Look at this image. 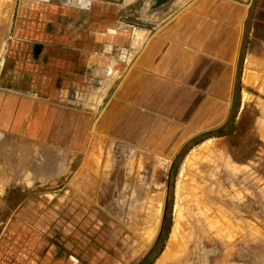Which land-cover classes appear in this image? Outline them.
Instances as JSON below:
<instances>
[{
	"label": "crops",
	"instance_id": "crops-1",
	"mask_svg": "<svg viewBox=\"0 0 264 264\" xmlns=\"http://www.w3.org/2000/svg\"><path fill=\"white\" fill-rule=\"evenodd\" d=\"M176 1L0 0V264H71L54 247L79 261L102 197L93 172L87 183L68 162H84L114 123L175 156V138L210 137L227 121L243 0ZM214 94L227 103L215 121Z\"/></svg>",
	"mask_w": 264,
	"mask_h": 264
},
{
	"label": "rangeland",
	"instance_id": "rangeland-1",
	"mask_svg": "<svg viewBox=\"0 0 264 264\" xmlns=\"http://www.w3.org/2000/svg\"><path fill=\"white\" fill-rule=\"evenodd\" d=\"M186 3L177 0L175 7ZM243 3L236 79L219 132L175 138L183 144L175 156L150 151L146 140L127 139L123 122L94 135L92 154L84 162L82 155L70 159L68 168L70 173L83 166L87 183L92 181L87 170L93 172L102 197L100 216L86 215L84 235L78 238L86 249L79 261L73 259L76 252L55 247L52 258L70 255L71 264H264V58L258 57L264 54V0ZM215 96L214 121L227 104ZM55 178H62L59 169ZM107 206L116 219L108 217ZM171 230L176 243L168 247Z\"/></svg>",
	"mask_w": 264,
	"mask_h": 264
},
{
	"label": "bare ground",
	"instance_id": "bare-ground-1",
	"mask_svg": "<svg viewBox=\"0 0 264 264\" xmlns=\"http://www.w3.org/2000/svg\"><path fill=\"white\" fill-rule=\"evenodd\" d=\"M264 94V93H263ZM149 100V99H148ZM153 101V100H152ZM142 105V104H141ZM147 105H148V103H147ZM138 109V108H137ZM154 109V108H153ZM142 113V112H141ZM147 113V112H146ZM144 114V113H143ZM148 115V114H147ZM132 117V116H131ZM158 141V140H157ZM205 145V144H204ZM201 146V145H200ZM206 146V145H205ZM203 149V148H202ZM193 152V151H192ZM196 152H197V150H196ZM194 154V153H193ZM200 154H202V153H200ZM192 156V155H191ZM194 156V155H193ZM203 156V155H202ZM188 158L190 157V155L188 154V156H187ZM186 157V158H187ZM196 157V156H195ZM186 158H185V160H186ZM194 158V157H193ZM189 160H191V159H188V162H189ZM187 161V160H186ZM187 162V163H188ZM226 163V162H225ZM188 165H190V163L188 164ZM223 165V164H222ZM226 165H227V163H226ZM233 167V166H232ZM223 168V167H222ZM226 169H227V166L225 167ZM231 168V167H230ZM229 169V168H228ZM223 170H225V169H223ZM181 171V170H180ZM226 171V170H225ZM180 175V174H179ZM178 179H179V177H178ZM205 191V190H204ZM199 202V201H198ZM201 203V202H200ZM179 212H180V210H179ZM155 215V214H154ZM178 218V217H177ZM178 220H179V218H178ZM177 220V223L180 221H178ZM174 228H176L175 226H174ZM178 228H180V227H178ZM173 230H175V229H173ZM172 231V230H171ZM172 234H171V236L169 237V240H168V247H171V246H174L175 244L174 243H176V235L173 233V231L171 232ZM170 249L169 248H167V250L166 251H169Z\"/></svg>",
	"mask_w": 264,
	"mask_h": 264
},
{
	"label": "trees",
	"instance_id": "trees-1",
	"mask_svg": "<svg viewBox=\"0 0 264 264\" xmlns=\"http://www.w3.org/2000/svg\"><path fill=\"white\" fill-rule=\"evenodd\" d=\"M172 168H173V164H172ZM169 194H170V186L168 187V190H167V201H168V197H169ZM167 211V210H166ZM161 233H162V231L160 230V234L158 235V237H157V239H156V242H155V244H154V246H153V248L151 249V250H153L154 248H155V245H157V243L159 242V238H160V236H161ZM151 250L148 252V254L151 252ZM147 254V255H148ZM147 255L145 256V257H147ZM144 257V258H145ZM138 264H140V263H138Z\"/></svg>",
	"mask_w": 264,
	"mask_h": 264
}]
</instances>
